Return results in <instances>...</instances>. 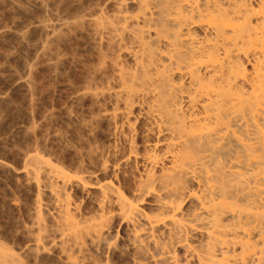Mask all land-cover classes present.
Wrapping results in <instances>:
<instances>
[{
  "label": "bare ground",
  "instance_id": "1",
  "mask_svg": "<svg viewBox=\"0 0 264 264\" xmlns=\"http://www.w3.org/2000/svg\"><path fill=\"white\" fill-rule=\"evenodd\" d=\"M51 1L15 0L14 10L34 4L45 13ZM84 4L79 11L75 4L70 18L57 13L52 21L46 13L32 23L50 41L65 30L87 40L92 60L85 68L80 54L86 72L72 88L79 93L72 92L93 106L84 122L89 132L94 123L106 124L107 143L98 136L103 146L83 147L74 162L70 156V170L62 160L30 153L20 177L37 190H30L37 193L31 224L21 225L31 243L16 252L0 240V264L42 261L54 249L62 264H264V0ZM20 30L22 44L33 31ZM44 43L39 54L57 59L51 42ZM50 62L60 68L59 59ZM30 64L27 77L17 76L27 86Z\"/></svg>",
  "mask_w": 264,
  "mask_h": 264
},
{
  "label": "rangeland",
  "instance_id": "2",
  "mask_svg": "<svg viewBox=\"0 0 264 264\" xmlns=\"http://www.w3.org/2000/svg\"><path fill=\"white\" fill-rule=\"evenodd\" d=\"M6 1L8 2V4H6L7 2L6 3H3V2H5V0L3 2L1 1L2 3L0 2V15H1L0 16V20H1L0 29H2V30H3V28L5 29L3 31L1 30L2 32H4V33H2V35L6 33L5 34V37L0 36V95L1 94L3 95L4 92H5V96L2 97L4 99L1 98L2 95L0 96V100H1L0 101V109H1L0 110V115H1L0 116V162H1L0 163V238H2L0 240H2V243L3 244H4V240H5V242L8 241L7 243L8 244H11L12 246H9V245H6V246H8V248L9 247H14V248H12V250L15 249V247H16V252H17V249L19 250L21 248L24 251L25 248H27L24 245L26 243L28 245V243L30 241V237H29L30 235L28 236L29 232H26L27 229H28V227H27L26 224H29V225L31 224V221H32L30 219V218H32L31 211L33 212V210H32V208H33L32 203L34 204V201H35L34 199H36V196H37V193H35L37 190L34 189L35 187L33 185H31V183H30V186L33 188L32 189L31 187H29V183H28V185H26L22 181V177H20L21 176V173L23 172V170L25 169V166H26L25 160H27V158L30 155V153H33L34 151H35L34 153H40V154L43 153V156H47V158L49 156L52 161L57 160V161H54V162H58V163H59V161L62 160L61 163L63 162V164H64V165L62 164V166H65L66 169L70 170V166L69 165H71L72 163H70L69 161H71V158L72 157H73L72 158V162L76 161L77 158L79 159L80 155H83V154L86 153V152H84V148L85 147H87V148H85V150H86V149H89V146L90 145H91V147H96V146H98V144L100 146V143H103L102 141L98 142L99 141L98 136L100 138V136L103 135L104 138L101 137L102 138L101 140H103L104 142L107 141V137L104 134V131L106 130V128H105L106 127L105 126L106 124L105 123H103L104 125L103 124H100V123H96L97 125L94 123L93 124L94 126L92 125L93 129L94 130L96 129L95 131H93L95 133V135L97 134V132L99 133V134H97V137H96L98 139L97 141H96L95 138H93L95 136L94 134H92L93 135L92 138H91V136H89V135H91L89 133H91L92 131L90 130L91 132H89V128H87V127L84 126V122L86 121L85 119H87L88 116L90 118L91 109H92L93 106L91 107L92 104H90V101L88 99L87 100H85V99H82V100L81 99H78L77 96L74 95V93L72 92V91L76 90V89H74V90L72 89V88H74V86L76 84H77L76 86H79L80 85L79 83L81 82L82 77L84 76L83 75V72H84V74L86 72V69H85L86 68V65H89L90 64L89 61L92 60V57H90L91 56V54H90L91 53V49H89L90 46H89L87 40H85V38L83 36H81V38H79L80 36H77L75 38L74 37L73 38H71V37L69 38L68 36H70V35H68V33L70 31H68V30L66 31L65 30L64 31V34L62 33L63 34L62 36L64 38L61 36V33L59 35V36L62 37L63 42L65 44H63L62 40L60 41L61 37L58 38L59 40L55 39L54 41H50L49 39H47V37H48L47 36V33L48 32L46 31L47 33H45V32L42 31L43 29H41L40 27L38 29V27H35V25H34V23L37 24L41 20V18H44V16H45L46 13L48 15L50 13L49 18L51 16H53L52 17L53 20H52V18H50L52 21H54L56 18H58V17H55V16H57V13L62 14L61 17L64 16V17H62V19L63 18H66L65 16L66 15L68 16V13L69 14H72V13H70V11L72 10V6H70L71 7L70 8L69 5H71L72 4L71 2H73V1H74L73 2V5L74 6H75V4L77 6H79V7H76L75 6L77 8V10L79 11L80 8L81 9L83 8V7H81L82 4L80 6V3L81 2L83 4L85 2V4L83 6L86 7V5L88 3H90L89 4V6H90V5L94 4V3H96V1H98V0H82L81 2H78V1H75V0H73V1L72 0H68V1L67 0H62V2H61V0H60V2H59V0H52L51 1L52 3L50 4V7H51V5H54L56 3L54 6H52V8L54 7V9L58 6L56 8V10H58V12L56 11V13H55V10L52 9V8H50V9L53 10L54 13L51 10H50L51 12L49 11V12H45L44 13V11H42L40 7H37L34 4H31V7L32 8L29 7L30 4H27L28 5L27 7H29L27 10H29L31 8L29 10L30 12L27 11L28 13L27 12H22L23 10L25 11V9L27 7L26 8L24 7L25 9H23V10L22 9H19L20 12L17 11L18 10V7H16L17 10L15 12V10H14L15 7L14 6H15V4H17V3L14 2L15 0H13V1L12 0H6ZM9 1H11V2H9ZM16 1H18V0H16ZM57 1H58V3H57ZM10 4L13 5V6H11ZM74 6H73V9L75 10L76 8H74ZM67 9H68V11H67ZM74 10H72V11L74 12ZM38 11H40V12H38ZM21 14H22V16H21ZM37 18L39 19V21L36 20ZM45 18H47V17H45ZM14 20L16 22H14ZM4 21L6 22V24H5ZM32 22H34V23H32ZM1 25H2V27L3 26L4 27L2 28ZM5 26H6V28H7V26L8 27L10 26V29H8L10 31L6 30ZM14 27L16 29H11V28H14ZM34 27L38 31H36V29L33 30ZM29 28L33 32H31V30ZM19 29H21L22 32H23V30H25L24 32H27V33L31 32L32 33V34L29 33L30 35H28L29 37L31 36L30 38L29 37L27 38V40L30 39L29 42H27V40H26V41H23L22 44L20 43V41L22 39L19 37L18 34H16L17 31H19ZM11 30H13V32ZM40 31H41V33H40ZM9 32L11 34L13 33V35H10ZM7 33H9V34H7ZM65 33H66V35H65ZM6 35H7V37H6ZM64 39H66V41ZM67 39H68V41H67ZM73 39H74V41H73ZM4 40H7V41H4ZM83 40H85V41L83 42ZM42 41L45 42L46 44L48 42L49 43L51 42V44H48V45L49 46L51 45V48L53 47L56 50L55 51L53 49L54 52L57 53V59L60 60V62H59L60 68H54V67L52 68V65H51V62L50 61L53 62L54 60H57V59L52 60V59L49 58L50 59V61H49V59L47 58V56L44 57L42 55V53L39 54L38 50L41 49V47L43 46V42ZM71 41H73V43H70ZM26 42H27V45H24L23 43L26 44ZM31 42H33V43H31ZM61 42H62V45H61ZM66 42H68V43H66ZM76 42H77V45L80 43L79 44L80 46H77L78 49L75 47ZM85 42L87 44H85L83 46L84 47L86 46L85 48L88 49L87 50V53L85 51L86 49L85 48L83 49L82 48L83 46L81 45V43L84 44ZM68 44H74V46L71 45L72 47L70 48L69 47L70 45H68ZM36 46H37V48H35ZM73 48L74 49L76 48V51ZM57 49L59 50V52L61 54H62V52H63V54L66 53L65 54L66 56H64L62 54L61 55V58L62 59L60 57H58L60 53L58 54V50ZM65 49H67V50H65ZM71 49H73V50H71ZM72 51H75L76 52V55H78L77 58L75 59V62H74V58L76 56H75V54H73ZM19 54H21V55H19ZM72 54L74 55L73 58L71 57ZM80 54L82 56H84V58L86 57L84 59L85 62L88 59L87 62L89 64H87V62L85 63L82 60L83 57ZM87 54H89V55H87ZM35 55L36 56L38 55V57L36 58ZM42 56L44 57V59L42 58ZM32 57H33V59L35 58L36 60L35 59L34 60L31 59ZM89 58H91V59H89ZM30 60L33 61V66L34 67L32 66V61H30ZM76 60L77 61L79 60V61L77 62ZM26 61H27V63H30L31 62L30 65L32 66V68H35V69H32V71L34 70V72H33L34 74L31 73V75H29L30 76V78H29L30 83H31V81H32V83H31V85L29 84L28 86L27 85H24V81L22 80L23 77H24L23 75H25V77H27V72H24V70L25 69L27 70V67L26 66L29 65V64L24 65ZM35 61H37L38 63H35V65H34V62ZM46 61H49L50 63L49 62L47 63ZM73 63H75L76 65L73 64ZM83 63H85V64H83ZM48 64L51 66V68H50V66ZM82 64L85 65V68L83 66H81ZM59 65H58V67H59ZM16 66H18V67H16ZM24 66L26 68L23 70ZM19 67H20V69H19ZM52 69H54L55 71L52 70ZM22 70H23V72H22ZM1 73H3V74H1ZM18 73L20 74L19 76H18ZM11 74H12L13 77L11 76ZM21 74L23 76L21 78V80L23 81V84H22V82H20L21 80H19V78H18V77H21ZM81 74H82V77H81ZM3 75H5V77H3ZM16 78L18 79V81H17ZM69 78H71V79H69ZM79 79H80V81H79ZM23 85H24V87H23ZM71 85H73V87ZM26 87H27V89H30V90L35 87L34 88L35 91L33 90L34 93L32 92V90L31 91L30 90L29 91L26 90L25 89ZM75 88L78 89L79 87H75ZM25 92H27V93H25ZM29 92H32L33 94L30 95ZM74 92H76V94L79 93V92L77 93V90L74 91ZM29 97L31 98L32 101L30 100ZM34 99H35V101H34ZM77 101H78V103H76ZM89 104H90V108H87V110H86V107H88ZM84 106H86V107L84 108ZM85 110L87 112H85ZM89 111H90V113L88 114ZM32 113H33V116H32ZM73 113H75V114H73ZM72 114L74 115L75 118L73 117ZM76 114H78V116L81 115L82 117L81 116L78 117ZM34 116H35V118H34ZM72 117H73V119H72ZM77 117H78V119L80 121L81 120L82 121L79 122V120L76 119ZM32 118H34V120H32ZM82 118H84V119H82ZM30 120L33 123H35V124H33ZM73 120L74 121L78 120V121H76L77 124ZM49 122H51V123H49ZM29 123H31V125L33 124L32 126H34V125L35 126L32 128V126ZM66 123H68V124H66ZM28 124H29V128H27L28 127ZM36 124H37V126H36ZM101 125L103 126V130L102 131H101V129H102V126ZM97 126L99 127V129L97 128ZM70 128H72L73 130L70 129ZM76 128L78 129V131L75 130ZM30 129L31 130L32 129L33 130L36 129V130L35 131L32 130V132H31ZM59 129H60V131H59ZM97 129L100 130V131H98ZM69 130H71V131H69ZM82 130H83V132H82ZM25 131H26V133H25ZM47 131H48V133H47ZM55 131L58 132V133H56ZM77 133L79 134V137L77 136ZM87 133H88V135H87ZM26 134H28V135H26ZM33 134L36 135V136L34 137ZM53 134L54 135L56 134V136H54ZM58 134H59V136H58ZM73 134H75L77 136V138L74 137L75 135H73ZM86 136H88V137H86ZM68 138L71 141L74 140L73 143H77V144L79 143V145L81 144L80 147H82V148H80L79 145L74 144V147L75 148L76 147L79 148V150H76L77 151L76 152L75 149L72 147L73 146V143L71 142L72 144H70V140ZM72 138H74V139H72ZM105 138H106V140H105ZM35 139H36V141H35ZM61 139H63V141ZM50 140H51V142H50ZM47 142H48V144H47ZM35 143L36 144L38 143V144L35 145ZM39 144H41V145H39ZM93 144H94V146H93ZM33 145H35L37 147L34 146V148H31V147H33ZM43 145L44 146L46 145L47 147L46 146L44 147ZM101 145L103 146L104 143L101 144ZM40 146H43V147H40ZM32 149H33V151H32ZM40 149H42V151ZM80 149H81V151H83L82 152L83 154H81ZM24 150H25V152H24ZM45 151L46 152H49V153L47 154ZM54 155L56 157H54ZM51 156L53 158H51ZM70 156H71V158H70ZM57 157H58V159H60V158L61 159L58 160ZM61 163H59V164L61 165ZM5 165H7V166H5ZM8 166H9V168H8ZM20 182H21L22 185L20 184ZM18 187L21 188V189H19ZM28 190H29V192H28ZM30 190L35 191V192H32ZM34 193H35V195H34ZM45 198L47 199L48 197H45ZM46 201H48V200H46ZM28 202H29V204H28ZM29 205H31L32 207H30ZM27 210H29V212ZM21 217H22V219H21ZM23 219L26 222L27 221L28 222L25 223V221ZM21 221H23V222H21ZM21 225L23 227L25 225V228L27 227V229L23 228ZM17 227L19 228L18 231H17V229H18ZM1 233H2V235H1ZM24 235H27V239H26V237ZM30 243H29V245H30ZM23 246H24V248H23ZM50 251L51 250H49V252H46V253L42 254L43 255L42 257H44V258L40 257L44 263H42V261H38V260H37V262H35V261L32 262L33 259L32 258L30 259L28 257H26V259H24V260H26V262H29V264H30V262H31V264L32 263L33 264H40V263H42V264H55V261L57 260L56 261V264H62V260L60 262L59 261L60 258L59 259L57 258L59 256L58 255L59 254L58 251L54 249L53 251H51V253L54 252L52 254L50 253ZM55 251H56V253H55ZM18 252L19 253H22L20 251H18ZM47 254H49L48 255L49 257L48 256L46 257ZM54 254H56V255H54ZM40 258H39V260H41ZM43 259H45V261Z\"/></svg>",
  "mask_w": 264,
  "mask_h": 264
}]
</instances>
